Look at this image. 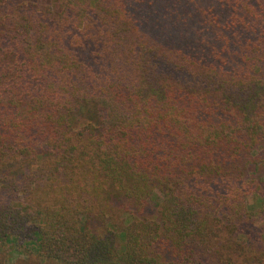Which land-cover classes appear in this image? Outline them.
Here are the masks:
<instances>
[{"label":"trees","instance_id":"trees-1","mask_svg":"<svg viewBox=\"0 0 264 264\" xmlns=\"http://www.w3.org/2000/svg\"><path fill=\"white\" fill-rule=\"evenodd\" d=\"M256 217L264 0H0V264H264Z\"/></svg>","mask_w":264,"mask_h":264},{"label":"rangeland","instance_id":"rangeland-1","mask_svg":"<svg viewBox=\"0 0 264 264\" xmlns=\"http://www.w3.org/2000/svg\"><path fill=\"white\" fill-rule=\"evenodd\" d=\"M248 203H249V206H255L254 203H253V199L250 197L248 199ZM256 204V203H255ZM253 210H256L254 207H253ZM252 228H251V231L250 233L252 234L253 236V241H255V246L254 248H264V238H262L260 236V231H264V218H258L256 217L253 222H252ZM97 230L103 228V226L101 224H98L97 223V226H96ZM260 233V234H259ZM18 257H21L18 253H13V256H10L8 258L11 259V261L15 258H18ZM22 257H25V255H22Z\"/></svg>","mask_w":264,"mask_h":264}]
</instances>
